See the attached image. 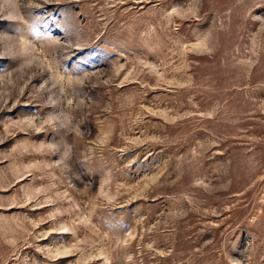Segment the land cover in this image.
<instances>
[{"label":"rangeland","instance_id":"obj_1","mask_svg":"<svg viewBox=\"0 0 264 264\" xmlns=\"http://www.w3.org/2000/svg\"><path fill=\"white\" fill-rule=\"evenodd\" d=\"M0 264H264V0H0Z\"/></svg>","mask_w":264,"mask_h":264}]
</instances>
